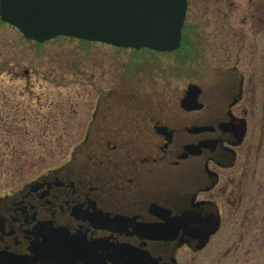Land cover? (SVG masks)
<instances>
[{"label": "flooded vegetation", "instance_id": "flooded-vegetation-1", "mask_svg": "<svg viewBox=\"0 0 264 264\" xmlns=\"http://www.w3.org/2000/svg\"><path fill=\"white\" fill-rule=\"evenodd\" d=\"M198 2L221 28L204 37L233 38L225 59L180 89L160 70L133 96L99 94L70 158L0 196V264H194L215 240L263 142L264 43L256 63L248 36L256 20L264 38V0H246L241 31L237 0Z\"/></svg>", "mask_w": 264, "mask_h": 264}, {"label": "rangeland", "instance_id": "rangeland-1", "mask_svg": "<svg viewBox=\"0 0 264 264\" xmlns=\"http://www.w3.org/2000/svg\"><path fill=\"white\" fill-rule=\"evenodd\" d=\"M237 3L234 27L252 29L250 18L244 28L239 20L245 10L251 14V8L246 0ZM200 13V2L190 0L180 46L165 53L70 37L37 43L0 20V196L70 158L85 134L99 94L133 96L141 81L149 84L153 72L160 70L169 73L180 89L195 78L184 76L185 70L194 72L205 61L197 71L208 72L221 63L227 55L222 50H230L233 38L225 31L205 38L207 30L221 28L213 22L204 28ZM254 23V35L248 41L255 45L254 62L258 63L264 38L256 34L262 26ZM120 113L116 111L118 116ZM258 142L257 138L248 178L241 189H235L234 206L223 201L226 217L222 229L194 264H264V129L259 150Z\"/></svg>", "mask_w": 264, "mask_h": 264}, {"label": "water", "instance_id": "water-1", "mask_svg": "<svg viewBox=\"0 0 264 264\" xmlns=\"http://www.w3.org/2000/svg\"><path fill=\"white\" fill-rule=\"evenodd\" d=\"M186 8V0H0V19L38 43L65 36L172 51L180 45Z\"/></svg>", "mask_w": 264, "mask_h": 264}]
</instances>
